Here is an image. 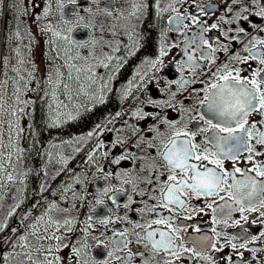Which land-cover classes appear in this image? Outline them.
Segmentation results:
<instances>
[{
    "label": "flooded vegetation",
    "instance_id": "af4514ba",
    "mask_svg": "<svg viewBox=\"0 0 264 264\" xmlns=\"http://www.w3.org/2000/svg\"><path fill=\"white\" fill-rule=\"evenodd\" d=\"M138 0H98L94 3L93 0H76L75 4L70 3V0H63V8L60 7L58 0H52V4L48 5L50 8L49 16H56L63 24L65 20L69 23L65 24L66 28H72L68 35L72 40L76 41V45L71 46V50L75 55L79 52L86 55L89 61V65L93 69L91 72V79H89V92H92L98 88L100 83H108V77L113 76L108 87L105 89L104 103H98L90 100L85 106L73 114L75 119H68L63 121L64 124L76 122L78 117L83 115L86 111L92 113L90 116L94 121L100 122L102 131L98 134H94L89 139V135L85 136L87 142L86 145L82 141L84 148L77 154V160H81L83 168H76L77 174H70V185L73 186L72 191L67 192L66 207L71 201L75 203L74 211H69L67 215L75 221L73 230L68 232L62 243L68 244L69 247L62 248L58 255L62 258H68L66 264H74L70 257V247L79 239L83 242L85 233L82 229L85 227V221L88 216H92L93 219L90 222L93 226L88 230L89 242L96 245L93 247L89 255L95 258L97 261L109 260L110 264H123V260H116L114 257H109L108 252L113 251L112 238L114 234L120 231H125L128 234V239L132 241L129 244L133 253H144L143 257L136 256L133 258V264H143L144 259H148L150 264H159L160 256L151 252V247L146 248L144 243H136L135 232L141 231L138 228H134V225L147 224L148 221L156 218L154 212H149L148 208L156 204V200L152 199L154 195L153 189L157 188L156 173H148L142 171V167H146L151 163V160H135L132 159L122 161L119 165L113 164L112 160L118 156L124 148H130L135 156L151 155L155 157V150L149 149L144 146L134 148L132 145L137 142L139 137H150L153 134L147 132V129L153 124L157 123L159 117L155 120L148 118L142 120H136L131 117V112L137 107H143L144 111L156 112L160 111L161 115L167 116L169 119H179L182 115L187 119L188 115H197L196 111L191 113H184L180 109L182 103L184 109L198 108L197 101L202 98V93L198 96L192 92V88H202L205 81H208L211 73L216 70L217 67L224 63H230L231 66L240 68L241 75L250 77L251 73L257 68L261 67L256 60L249 58L247 63H240L232 59L234 54L240 56H249L246 52L245 46L251 48L250 41L254 37L264 38V17L257 15L261 6H264V0H237L236 3L233 0H180V2L174 3L173 7L176 12L169 9L168 11H161V9L167 8L172 0H145L147 7L142 13H138L136 16L130 15L133 11V5ZM157 3L159 8H157ZM231 8L232 11H228ZM88 9H92L91 12ZM104 9L111 11V15H107ZM201 9H203L205 15H201ZM245 9H248L245 11ZM177 12L181 17L187 15L188 17L196 16L198 23H193L189 19H183V23L177 25L175 18ZM55 13V14H54ZM241 16H246L247 19H241ZM82 18V19H81ZM223 18V19H221ZM227 21V22H225ZM76 22V23H73ZM218 24L216 29H211L212 24ZM84 25H88L84 27ZM186 25V27H185ZM209 28V31L203 33V38L207 39L210 44L213 45L217 51L214 53L216 59L214 63H210L207 60L201 59L202 53L207 54V45H203L201 39V29ZM244 28L245 33H240L239 29ZM231 29L232 31H229ZM227 33V36H225ZM131 36V39H130ZM239 36L240 38L233 39V37ZM133 40L136 41L134 52L135 55H130L127 51L129 47H132ZM77 45H85L84 47H78ZM223 45L227 46V51L220 50ZM116 47L120 48L119 52L113 51ZM163 47L167 52V55L163 59V68L159 72H153L150 74L145 83L147 88H140L136 90L133 95L127 99L123 98V92L128 87L129 82L137 76V72H143L147 69L148 65L145 63L147 60L156 59L160 55V49ZM187 50V51H185ZM107 55H112L114 60L109 69L103 68L99 61L105 60ZM192 56L195 63L201 65L193 73L190 68L186 66L187 57ZM120 58V67L118 71H114L117 60ZM77 62V58H74ZM181 61L185 64L181 65ZM75 65H77L75 63ZM182 69V71H181ZM93 71L96 73L95 76ZM44 75V73H43ZM155 75L159 78V83L153 81L152 77ZM194 80V83L187 89L181 90L177 84H172L169 89L166 85L170 81L179 80L181 76ZM80 82V80H78ZM95 81V83H92ZM79 82H77L79 84ZM170 91L176 93L174 98L170 97ZM145 97H151L157 101L170 100L171 104L177 107H164L162 109H156L151 105L143 104ZM201 111L203 109H200ZM119 113V115H117ZM264 119L259 113H253L249 117L250 122L260 121ZM81 120V124H82ZM111 121V123H109ZM125 122L128 125H135L139 127L140 132L133 136L131 135V129L124 127ZM203 126V122H200ZM196 121L189 122V128L194 129ZM165 125H160L161 131L165 130ZM260 127V125H258ZM122 129V131H118ZM96 130V131H95ZM264 130V128H261ZM95 131V132H94ZM97 133V126L91 131ZM210 135V133H209ZM128 138V143L123 147L112 148V144L117 138ZM203 137H197V141H201ZM98 143H103L104 147L96 151L94 161L89 162L88 155L97 147ZM257 149L264 151V147L257 145ZM85 152L87 155H85ZM103 152H108V156H103ZM247 153L241 155L240 160L236 162V167L250 168L252 164L246 161L245 156ZM256 160H264V156L256 157ZM157 163L159 161L157 160ZM225 167L231 170L233 162L226 160ZM103 170V171H101ZM128 171L129 177H125L123 173ZM111 173L108 179L103 177ZM119 174V179L117 175ZM255 175V173H252ZM151 176L152 183H144L138 178ZM239 177V174H237ZM79 178V183L76 182V178ZM131 178L135 181V189L128 184H122V180ZM167 174L160 175L159 181L166 180ZM105 188L111 189L107 195L104 194ZM123 188L124 191H118ZM73 192L76 193V198H73ZM143 193V194H141ZM221 195H224L221 193ZM82 197V198H81ZM116 198V203L112 202V199ZM128 197H131L132 203L129 204ZM98 200H103V204L97 203ZM56 202V200H55ZM211 202V198L205 200L204 198L197 199L195 197L189 200L191 208H204V212H193L191 218L187 219L185 216H177L174 220V224L178 226L187 225V231H182L181 236L184 238V244L186 247H193V242L200 236L207 235L213 237L215 235L211 231L212 228H216L217 232L222 233L219 238L217 248H221V251L215 249L210 250L207 255L213 258L212 264H227L226 257L232 256L234 264H242L241 258L236 254V251L224 244L225 237L223 233L228 235H234L241 231L239 226L226 227L223 223L213 224V213L211 209L206 207L207 203ZM218 204H223V200L217 201ZM125 204H129L127 208ZM119 205V207H117ZM213 207H216L214 204ZM94 209V210H93ZM143 209V211H141ZM163 215H168L166 210L160 209ZM28 214V204L22 203L16 208L15 213L12 215L15 218L13 224L9 228L10 234L14 232L22 231L24 227V216ZM248 215V223L244 224V227L248 229L249 234H258L260 231H264V223H261L264 218L259 216L258 212L245 213ZM241 214L234 212L232 220L240 219ZM110 217L111 221L107 225L99 223L100 219ZM117 217H126V219H117ZM256 220L255 224L251 222ZM232 221L229 220V224ZM243 223V222H242ZM153 228L163 227L153 225ZM199 227L200 232L195 229ZM15 229L13 232L12 230ZM91 237H96V240H91ZM43 241H37L33 239L35 250L38 246L44 245ZM249 247L264 248V241H257L255 244H250ZM17 254L11 255L10 264H24L27 258L23 255V250L20 247L17 248ZM244 252V257L250 259L251 254L240 249ZM13 253V252H12ZM39 254V259H43ZM115 255L124 257V252H116ZM162 255V254H161ZM257 253V259L252 261V264H264V260H260ZM37 259V254H36ZM176 264H210L209 261L202 260L199 257H193L191 253L185 254Z\"/></svg>",
    "mask_w": 264,
    "mask_h": 264
},
{
    "label": "snow or ice",
    "instance_id": "6c2138e0",
    "mask_svg": "<svg viewBox=\"0 0 264 264\" xmlns=\"http://www.w3.org/2000/svg\"><path fill=\"white\" fill-rule=\"evenodd\" d=\"M97 3L98 0H93ZM180 2V0H172V3L168 5L167 8L161 9V11H168L171 9L176 12L177 10L173 7L174 3ZM234 3L237 0H233ZM61 8H63V0H58ZM70 3L75 4L76 0H70ZM256 3V0H253ZM3 0H0V11H2ZM147 7L145 0H138L137 3L133 5V11L130 15L136 16L138 13H142ZM157 8L159 4L157 3ZM248 9H245L247 11ZM44 16L49 14L50 8L46 7L44 10ZM89 12L92 9H88ZM228 11H232L231 8ZM105 14L111 15V11L104 9ZM203 9H201V15H205ZM259 16L264 17V6H261L259 12L256 13ZM40 17H37L39 19ZM191 19L193 23H198V18L196 16L188 17L187 15L181 17L180 13L177 12L175 22L177 25L183 23V19ZM241 19H247L246 16H241ZM82 19V18H81ZM223 19V18H221ZM227 22V21H225ZM65 24L69 21L65 20ZM76 23V22H73ZM88 25H84L87 27ZM186 27V25H185ZM218 24L214 23L210 26L211 29H216ZM42 31L51 32L53 43L56 39L64 41L66 45L72 46L76 45L77 42L72 40L70 36L64 35L62 31L54 29L51 25L44 26ZM68 32L72 31V28L67 29ZM209 31V28L201 29L200 39L203 45H207V54L202 53L201 59L207 60L210 63L215 62L214 53L217 51L212 44L208 42L207 39L203 38V33ZM229 31H232L229 29ZM264 31V29H261ZM240 33H245L244 28L239 29ZM227 36V33H225ZM16 37L20 39L19 28H17ZM239 36L233 37V39H239ZM131 39V36H130ZM136 41L133 40L132 47L127 49L130 55H135L134 47ZM252 47L249 48L245 46V51L249 53V56H240L239 54H234L232 59L240 62L247 63L249 58L258 61L261 67L253 71L250 77H245L241 75V69L231 66L230 63H224L216 68L214 72L211 73L208 81L203 82L204 86L202 88H192V92L196 93L198 96L202 93V98H200L198 103V108L184 109L183 105L179 106L184 113H191L196 111L197 115H188L187 119L182 115L179 119H169L167 116L161 115L160 111L147 112L144 111L143 107L137 106L132 112L131 117L136 120L142 119H156L159 117L157 123L153 124L147 129V132L152 133L150 137H139L137 142L132 145L134 148H139L144 146L149 149L155 150V157L151 155L137 157L131 151L130 148H124L118 156H116L112 163L119 165L122 161L132 159L135 160H151L152 162L147 164L146 167H142V171L148 173L155 172L157 180V188L153 189L154 195L152 199H155L156 204L148 208L149 212H154L156 218L147 222V224H135L134 228H138L141 231L135 232L136 243H144V246L148 248L151 247V252L153 254L159 255V264H176L185 254L191 253L193 257H199L202 260L209 261L212 264L213 258L207 253L210 250L215 249L216 251H221V248H217L219 243V238L222 233L217 232L216 228H212L211 231L215 235V240L213 237L207 235L200 236L196 241L193 242V247H186L184 244V238L181 236L182 231H187V225L178 226L174 224V220L177 216H185V218L190 219L191 213L193 212H204V208H191L189 205V200L193 197L200 199L204 198L208 200L211 198V202L207 203L206 207L211 209L213 213V224L223 223L226 227H236L239 226L241 231L234 235H228L223 233L225 240L224 244L229 246L231 249L236 251V254L241 258L242 264H252L253 260H256L257 253H260V260H264V248L260 247H249L250 244H255L257 241H264V231H260L258 234H249L247 228L244 224L248 223V215L245 213L258 212L259 216L264 218V160H256L258 156H264V151L258 150L257 145L264 147V119L260 121L250 122L249 117L253 113H259L261 117H264V38L254 37L250 41ZM78 47H84L85 45H77ZM222 51H227V46L223 45L221 47ZM115 52H119L120 48L116 47L113 49ZM187 51V50H185ZM17 55H19V49H16ZM59 55V53H58ZM167 55V52L163 47L160 49V55L156 59H151L145 61L148 65L147 69L143 72H137V76L129 82L128 87L123 92V98L127 99L133 95L136 90L140 88H147L145 80L153 72H159L163 68V57ZM71 59V57H69ZM117 60L114 71H118L120 67V58H115ZM114 57L112 55H107L105 60L99 61L100 65L109 69L112 65ZM181 65L185 62L181 61ZM186 66L192 70L194 73L197 68L201 65L195 63L192 56L187 57ZM69 67H75V65H69ZM76 72L87 71L92 72V68L80 69L75 68ZM18 71V69L16 70ZM182 71V69H181ZM69 78H71V73H69ZM113 76L108 77V83L111 82ZM77 79L79 77L77 76ZM91 79V77H89ZM153 81L159 83V78L155 75L152 77ZM49 84L55 85L56 87L62 86L66 91L69 88L67 83L63 82V74H59V79L53 81L51 75L48 77ZM95 83V81H92ZM108 83L103 81L100 83L98 88L92 92H85L84 94L89 97L90 100L98 103H104L103 93L108 87ZM194 83V80L184 77L183 75L179 80L170 81L166 85L169 89L172 84H177L181 90L189 88ZM19 91V89H17ZM176 93L170 91V97L174 98ZM53 99L56 98L55 91L52 92ZM69 100L72 97L68 96ZM15 99L19 101V97L15 96ZM143 104L151 105L156 109H162L164 107H177L171 104L170 100L157 101L151 97H145ZM67 108L62 102L56 107ZM11 107V106H10ZM52 106L50 105V108ZM80 105H76L79 109ZM200 109H203L202 111ZM23 111V109H20ZM15 111H10L9 115L15 116ZM77 115L79 112L77 111ZM119 115V113L117 114ZM64 116L67 119H75L71 112H56L52 120L53 126L58 125L61 122V117ZM196 121V126L194 129L189 128V122ZM203 122V126L200 122ZM111 123V121H109ZM160 125H165V130L161 131ZM260 125V127H258ZM9 127H11V122H9ZM18 127V126H17ZM124 127L131 129V135L135 136L140 132L139 127L135 125H128L125 122ZM22 131V129H21ZM102 131L100 125H97V133L90 132L89 138L92 135L98 134ZM122 131V129L118 130ZM210 133V135H209ZM197 137H203L201 141H197ZM128 143V138L120 137L115 140L112 144V148L123 147ZM104 147L103 143H98L96 149H94L87 157L89 162L94 161L96 151ZM247 153L245 156L246 161L252 164L250 168L236 167L235 164L240 160L241 155ZM103 156H108V152H103ZM157 160L159 163H157ZM229 160L233 162V167L228 170L225 167V161ZM3 170V165L0 164V171ZM103 171V170H101ZM255 173V175H252ZM167 174L166 180L160 182L159 176ZM239 174V177L237 176ZM111 173H107L103 178L108 179ZM125 177H129L130 173L125 171L123 173ZM119 179V174L117 175ZM141 182L152 183L151 176L140 178ZM14 178L9 173L7 175V180L12 181ZM76 182L79 183V178H76ZM122 184L131 185L134 189L136 183L133 179L128 178L122 180ZM111 189L105 188L103 190L104 194ZM72 191L71 185H69L65 192ZM118 191L123 192L124 189H118ZM223 193L224 195H221ZM143 194V193H141ZM73 198H76V193L73 192ZM82 198V197H81ZM62 199H66L62 197ZM112 202L116 203V198H111ZM223 200V204H218L217 201ZM129 204L132 203L131 197H128ZM97 203L103 204V200H98ZM129 204H125L124 207L127 208ZM216 207H213V205ZM19 207L17 204L9 213L11 216L15 213L16 208ZM119 207V205H117ZM58 205L53 202L48 212L57 209ZM160 209L166 210L169 214L163 215ZM94 210V209H93ZM143 211V209H141ZM234 212H239L241 214L240 219L232 220V215ZM45 225L42 232L37 233L36 228L38 224L32 225L31 235L34 236L37 241L50 240L53 243L50 245H40L35 249L37 254V260H33V250L27 244L28 236L21 235L19 237L20 243L17 247L25 248L26 251L23 255L29 261V264H66L68 258H62L57 253H59L62 248L69 247L68 244L62 243L63 234L60 233L61 228L66 229L67 232L73 230L75 221L70 218H65L61 223L58 220H54L50 215L45 219V216L38 218ZM93 217L88 216L85 221V227L82 231L85 233L83 242L79 239L70 247V257L74 264H110L109 260L97 261L95 258L89 255L91 249L95 247L93 243L89 242L88 230L93 225L90 223ZM117 219H126V217H117ZM229 220L232 221L229 224ZM112 222L110 217L100 219L99 223L107 225ZM243 222V223H242ZM252 224L256 223L254 219ZM264 223V220L261 221ZM153 225L163 226L153 228ZM7 228V223L0 224V231ZM200 232L201 229L197 227L195 229ZM13 232L15 229L12 230ZM96 237H91V240H96ZM132 241L128 239V234L125 231H120L114 234L112 238V248L113 251L107 253L109 257H114L116 260H123V264H133V258L136 256L143 257L144 253H133L129 244ZM244 249L251 254V258H245L244 252L239 251ZM43 252V259H39V254ZM116 252H124V257L115 255ZM162 254V255H161ZM11 255H16L15 252ZM227 264H234L232 256L226 257ZM143 264H150L148 259L143 260Z\"/></svg>",
    "mask_w": 264,
    "mask_h": 264
},
{
    "label": "rangeland",
    "instance_id": "374dc122",
    "mask_svg": "<svg viewBox=\"0 0 264 264\" xmlns=\"http://www.w3.org/2000/svg\"><path fill=\"white\" fill-rule=\"evenodd\" d=\"M49 3L51 5L52 0H48V2L47 0H39L38 7L37 4L34 6L35 9L37 8L34 21L38 28V41L36 37H29L32 35L31 33L27 32L26 34V24L23 22V26L21 21L25 13H23L22 8L19 9L17 6V0H3L2 11H0V164L3 165V170L0 171V224L6 222L7 214L20 203L21 184L26 175L22 158L32 97L29 91L31 88V79L28 76L29 63L38 60L40 66L42 65L45 68L46 76L51 75L53 81H57L59 74L62 73L63 82L69 85L66 91L62 86L56 87L51 84L54 113L58 111L61 113L71 112L73 115L90 101L84 93L89 92L91 73L87 71L77 73L75 70V68H91L88 61L89 57L81 52L75 55L71 50V46L66 45L64 41L59 39H56L53 43L54 38L51 32L41 30L44 26L51 25L54 29L69 36L68 28L56 16H49L50 14L44 16L43 10L48 7L47 4ZM37 17L40 18L37 19ZM42 19L44 21H41ZM17 28L20 32L19 40L16 37ZM22 32H25L24 35H22ZM32 41L38 46L33 45ZM16 49H19V55H17ZM31 52L32 56L30 57ZM27 54H29V57H27ZM74 58H77V62L74 61ZM69 65H75V67H69ZM17 69L18 71H16ZM69 73H71V78H69ZM93 74L95 76L96 73L93 71ZM77 76L79 79H77ZM53 91H55V99L52 97ZM69 95L72 97L71 100L68 98ZM15 96L19 97V101L15 99ZM61 102L68 107L61 106L57 108L56 106ZM76 105L81 107L77 109ZM20 109H23V111H20ZM10 111H15V116L9 115ZM64 118L66 117H61V119ZM9 122H11V127H9ZM71 150L73 155L75 150L74 148ZM71 154H69V151H62L60 152L62 157L58 158L56 162L51 161L48 164L44 182L46 189L42 212L35 214L28 225L22 228V231L16 232L11 237H9L8 229H4L5 232L0 237V256L4 254L9 258L12 252L17 254V245L20 243L19 237L21 235L27 236L28 233L32 236V225L38 224L36 231L37 233L42 232L45 225L42 221H39V217L45 216V219H47L49 215H53L52 218L61 223L66 217H69L67 215L68 210L64 209L65 206H63L66 201L62 199L64 196L61 195L69 186L66 181L69 178L67 176L69 175L70 166L66 165L64 157L68 160ZM58 162L65 165L60 167ZM9 173L14 178L12 181L7 180ZM55 199H58V208L48 212L47 210L55 202ZM71 207H74L72 203ZM61 233L64 237L68 232L66 229L61 228L60 233L56 234L60 235ZM33 239L37 240L32 236V238L28 237L27 241L31 249L34 247ZM43 242L42 244L45 246L53 243L50 240H44ZM20 250L26 251L27 249L20 248ZM40 256L43 258L44 253L41 252ZM33 260H37L35 250H33ZM24 264H29V261L27 260Z\"/></svg>",
    "mask_w": 264,
    "mask_h": 264
},
{
    "label": "trees",
    "instance_id": "16d2710c",
    "mask_svg": "<svg viewBox=\"0 0 264 264\" xmlns=\"http://www.w3.org/2000/svg\"><path fill=\"white\" fill-rule=\"evenodd\" d=\"M39 0H17V6L23 9V22L26 24V34L31 33L29 37L39 38L38 28L34 21L36 9L34 6ZM24 19V20H23ZM25 32H22L24 35ZM33 44H36L32 41ZM31 54V53H30ZM29 56V54H28ZM31 100L32 109L29 116V124L25 136L24 145V163L28 168L26 179L22 185V199L28 204V211L30 216L42 203V194L46 187L44 181L46 177L47 165L50 161H55L56 152L60 145L66 143L68 140H76L83 133L95 128L100 122H96L90 116L92 113H84L76 122L68 124H58L53 126V112L52 103L49 96V83L47 79L40 78L35 82ZM81 120L82 124H81ZM12 217L8 218L10 224ZM3 232H0V236ZM7 257L2 254L0 256V264H6Z\"/></svg>",
    "mask_w": 264,
    "mask_h": 264
}]
</instances>
